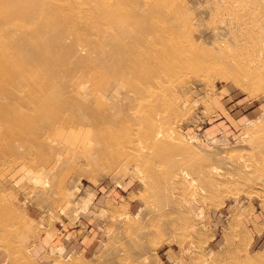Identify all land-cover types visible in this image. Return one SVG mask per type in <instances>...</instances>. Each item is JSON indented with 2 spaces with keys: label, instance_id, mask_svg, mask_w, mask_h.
<instances>
[{
  "label": "rangeland",
  "instance_id": "1",
  "mask_svg": "<svg viewBox=\"0 0 264 264\" xmlns=\"http://www.w3.org/2000/svg\"><path fill=\"white\" fill-rule=\"evenodd\" d=\"M96 1L0 10V264H264V0Z\"/></svg>",
  "mask_w": 264,
  "mask_h": 264
},
{
  "label": "bare ground",
  "instance_id": "2",
  "mask_svg": "<svg viewBox=\"0 0 264 264\" xmlns=\"http://www.w3.org/2000/svg\"><path fill=\"white\" fill-rule=\"evenodd\" d=\"M3 2L4 0H0V10L2 9L3 7ZM96 3L99 5V8L101 6V8L103 7H109L111 5L110 1L109 0H98V2L96 1ZM114 3V2H112ZM96 4V5H97ZM115 6V5H114ZM93 7V5H92ZM116 7V6H115ZM95 8V7H94ZM114 8V7H113ZM114 11H109L108 13V16L111 17V15L113 14ZM109 18V17H108ZM118 44V43H117ZM133 80H129V82L131 83ZM150 140L151 141H154L156 144L159 143L158 140L162 139L163 137L165 138V134L164 132H162L161 130L157 129V130H153V132L151 133L150 135ZM163 138V139H164ZM168 143V142H167ZM141 144V143H140ZM216 169L213 170V172H216L215 171ZM2 224V220H1V217H0V225Z\"/></svg>",
  "mask_w": 264,
  "mask_h": 264
}]
</instances>
